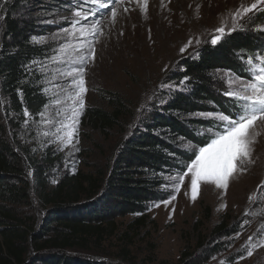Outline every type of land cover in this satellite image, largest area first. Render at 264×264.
Instances as JSON below:
<instances>
[{
	"label": "trees",
	"instance_id": "1",
	"mask_svg": "<svg viewBox=\"0 0 264 264\" xmlns=\"http://www.w3.org/2000/svg\"><path fill=\"white\" fill-rule=\"evenodd\" d=\"M29 1L0 0V264H108L89 252L116 235L119 220L128 219L120 238L128 243L131 234L156 227L149 211L171 196L168 179L186 172L185 164L195 159L193 149L211 141L205 130L214 121L195 114L236 112L237 101L224 97L223 74L245 78V60L255 63L264 55V40L230 33L182 59L168 76L171 86L162 99L136 123L130 105L115 94L108 95L107 110L85 109L80 119L85 129L102 136L122 129L112 160L104 169L65 170L56 178L63 156L52 149L37 155L21 143L23 128L37 121L48 102L40 68L48 47L34 42L33 24L14 17ZM230 231L227 220L208 236L196 229L195 244L181 254L180 264H207L220 249L208 245ZM121 254V263L127 261L128 252Z\"/></svg>",
	"mask_w": 264,
	"mask_h": 264
},
{
	"label": "rangeland",
	"instance_id": "2",
	"mask_svg": "<svg viewBox=\"0 0 264 264\" xmlns=\"http://www.w3.org/2000/svg\"><path fill=\"white\" fill-rule=\"evenodd\" d=\"M253 3L256 9L233 19L237 9ZM0 5L1 30L4 8L3 3ZM142 6L143 0H122L115 22L110 8L96 11L97 5L91 0H31L18 6L14 17L33 24L34 42L48 47L47 58L40 66L48 102L43 115L23 128L21 143L37 155L47 149L62 155L64 163L54 173L56 178L65 170L72 173L104 169L112 160L122 129L115 128L106 136L85 129L80 124L85 109L107 110L108 95L115 94L130 105L136 123L162 99L171 86L168 76L176 71L180 61L195 55L204 45L213 44V38L219 36L220 41L230 33L243 31L264 40V0H147L146 11ZM90 10L96 14H89ZM76 12L81 16L76 17ZM74 19L79 21L75 28ZM81 27L86 36L80 35ZM218 28H223V33ZM189 41L192 43L182 53L180 49ZM81 44L92 45L95 56L85 65L84 106L78 108L77 131L72 142L67 143L66 131L70 129L64 126L71 123L73 105L68 99L72 78L67 72L78 66L75 62ZM244 67L246 71L250 69L246 60ZM249 79L250 74L245 78L223 74L225 92L236 90V81ZM224 97L233 99L225 93ZM57 99L60 104L55 102ZM256 130L260 134L252 145V162L244 160L239 165L241 170L229 177L226 188L201 180L193 200L190 174L179 190L175 177L171 181L169 178L171 196L149 211L156 227L148 226L137 236L131 234L133 240L128 243L120 239L128 219L119 220L116 235L106 238L100 247L94 246L96 249L88 255L108 264H180L181 254L189 253L195 244L196 229L208 236L222 220H227L230 235L213 238L208 247L215 244L220 249L207 264H264V123H258ZM30 202L36 210L38 201L32 194ZM123 251L128 252V258L121 263L119 256Z\"/></svg>",
	"mask_w": 264,
	"mask_h": 264
},
{
	"label": "snow or ice",
	"instance_id": "3",
	"mask_svg": "<svg viewBox=\"0 0 264 264\" xmlns=\"http://www.w3.org/2000/svg\"><path fill=\"white\" fill-rule=\"evenodd\" d=\"M84 2L87 3L89 0H84ZM91 2L97 5L96 11L110 8L113 22H115L117 7L121 5L122 0H91ZM146 5L147 0H143V11H146ZM0 7H2V5H0ZM256 7V4L253 3L249 7L237 9L232 14L233 19L238 17L243 18L245 14L252 12ZM124 10L127 11L128 9L125 8ZM96 11L90 10L89 14L95 15ZM75 16L80 17L81 13L76 12ZM83 18L87 19V14ZM78 22L79 21L76 19L73 20L74 28ZM91 27L93 28L92 35H95L96 26L93 24ZM64 31L66 34L71 35L68 30ZM217 31L223 33L224 29L218 28ZM80 35H87L83 27L80 28ZM33 39L35 40L36 38L34 37ZM219 39V36L213 38L212 43L216 44ZM191 43L192 41H189L180 51L183 53ZM197 43H199V41H197ZM77 56L78 60L75 63L78 66L73 67L67 72V75L72 78V87L70 90L72 94L68 95V99L73 101L70 117L71 123L64 126L65 129H70L66 131L67 143L72 142L77 131L75 126L79 123L77 118L79 115L78 108H83V95L87 91L84 79L86 71L85 65L88 64L90 59H94V47L90 44H81L80 49L77 50ZM254 59L259 61V63L252 65L251 61H249L253 72L250 79L246 81H236L238 88L236 90L230 88L225 92V95L237 101L235 113L228 115L222 112L195 114L197 116L219 121L220 124L223 125V128L221 130L220 124H214L212 127L205 130V132L209 134L211 142L207 143L206 147H199L198 152L193 149L195 159H192L191 163H186L184 167H186L187 171L183 172V170H181L183 174H178L174 179L177 190H179V186L184 183L185 177L190 174L193 200L196 198L198 185L201 180L211 181L215 183L217 187L226 188L229 177L232 176L234 172L241 170L239 165L243 163L244 160H247L249 163L252 162V145L256 142L255 137L260 134L256 130V125L258 123H264V55L257 56ZM186 80H188L187 76L184 77V80L179 81V84L184 85ZM55 102L57 104L61 103L59 99ZM141 107H144V105H141ZM24 115L27 117L29 112L25 110ZM172 198L174 199L175 197ZM249 199L251 200L252 197L250 196ZM249 239H251V237H249ZM248 254L252 255L250 251Z\"/></svg>",
	"mask_w": 264,
	"mask_h": 264
},
{
	"label": "water",
	"instance_id": "4",
	"mask_svg": "<svg viewBox=\"0 0 264 264\" xmlns=\"http://www.w3.org/2000/svg\"><path fill=\"white\" fill-rule=\"evenodd\" d=\"M80 256H84V255L81 254Z\"/></svg>",
	"mask_w": 264,
	"mask_h": 264
}]
</instances>
